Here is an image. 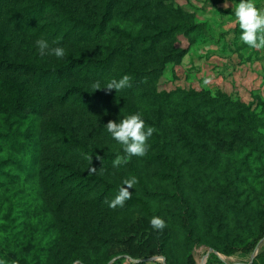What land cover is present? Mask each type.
I'll list each match as a JSON object with an SVG mask.
<instances>
[{
    "label": "trees",
    "instance_id": "obj_1",
    "mask_svg": "<svg viewBox=\"0 0 264 264\" xmlns=\"http://www.w3.org/2000/svg\"><path fill=\"white\" fill-rule=\"evenodd\" d=\"M57 6L47 0H0V153L3 148L19 153L28 145L38 148L39 120L57 105L78 99L88 107L102 104L110 109L117 102L118 109L110 114L127 117L139 113L146 127L156 129L146 142V154L126 158L122 147L100 152L86 147L85 139L83 153L103 162L104 169L115 168L127 179L136 178L137 189L129 190L131 198L119 209L137 210L148 220L158 216L170 228L173 224L176 230L163 234L165 242L183 246L180 257L175 255V264H188L196 243L218 249V241L227 240L225 227L230 230L233 224L244 230L251 228L247 234L254 240L264 237V209L259 198L255 203H240L239 193L244 185L264 199V116L255 104L212 97L194 89L159 92L156 86L165 65L180 63L185 54H169V41L174 37L175 42L181 35L194 39L195 28L178 25L180 17H165L151 0H102L97 13L86 17L63 6L48 18ZM16 11L23 15L9 18L8 14ZM115 20L145 32L134 34L120 28ZM106 36L112 38L114 47L102 48L98 43L108 40ZM40 39L52 47H63L65 57L41 56L36 47ZM117 61L120 71L111 76ZM124 75L130 77L131 87L122 94L109 95L93 87ZM53 124L45 123L44 128L48 127L51 138L67 142L62 147L64 154L80 151L82 145L66 141L68 129L57 121ZM98 130L112 139L106 126ZM223 131H234L241 137L240 144L228 152L218 143ZM213 135L217 143L211 141ZM118 156L126 162L114 167ZM141 165L155 169L149 180L144 179ZM2 170L0 164V174L4 175ZM38 175L51 194L68 202L83 201L87 209L111 201L122 187L119 182L88 175L61 161L42 165ZM59 228L72 262L103 264L91 261L87 254L89 227L85 223L63 218Z\"/></svg>",
    "mask_w": 264,
    "mask_h": 264
},
{
    "label": "rangeland",
    "instance_id": "obj_2",
    "mask_svg": "<svg viewBox=\"0 0 264 264\" xmlns=\"http://www.w3.org/2000/svg\"><path fill=\"white\" fill-rule=\"evenodd\" d=\"M47 1H54L58 5L53 12L48 13V18L63 6L71 9L76 16H93L102 3V0ZM151 1L165 17H180L178 25L195 28L194 39L181 35L175 42L174 37L169 41V54H185L180 63L169 62L165 68L163 66L162 74L156 79L159 92L178 89L209 92L212 97L220 95L246 105L255 104L256 111L264 116V49H252L240 41L241 29L234 23L231 0L227 9L224 7L225 0ZM256 6L264 8V0H256ZM21 15L19 11L8 14L12 19ZM115 24L134 34L144 31L120 20H115ZM105 39L108 40L98 41L102 48L114 47L110 36ZM91 48H94L93 45ZM120 68L121 63L115 62L110 70L111 76L118 73ZM107 83H99L100 89L109 95L122 94V90H104ZM55 108L39 120L38 148L28 145L24 153L3 148L0 153V164L5 172L4 175L0 174V260L5 264H85L82 260L72 262L69 254L65 253L68 246L59 228L64 218L76 224L85 223L89 227L85 242L89 247L87 254L93 262L175 264V255L180 257L183 246L179 242L175 246L165 242L163 234L171 232V229L176 230L173 224L170 223L171 228L166 225L162 231L153 230L150 220L137 210H120V206L113 209L108 203L87 209L83 201L68 202L66 198L53 195L45 189L38 170L42 165L56 161L66 162L88 175L107 177L122 186L127 179L115 168L104 169L103 162L93 158L89 152L87 155L83 153L85 142L89 145L86 147H94L100 152L118 151L122 147L98 130V127L106 126L109 122L126 118L122 113L110 114L118 109L117 102L110 109H104L102 104L88 107L75 99ZM56 121L62 128L68 129L65 131L69 133H66L69 145H82L80 151H70L65 155L62 147L68 145L67 142L49 136L48 127L44 128V124L53 127ZM223 132L218 143L226 152L240 144L241 137L234 131ZM210 138L217 143L216 136ZM92 167L97 170L95 173L89 172ZM154 170L141 165L140 171L144 179L149 180ZM136 185L133 186L135 190ZM239 193L240 203H255L259 198L264 209V199L261 200L260 195L256 197L244 185ZM249 231L252 229L244 230L235 224L230 230L225 227L227 240H219L218 249L196 243L188 264H264V237L254 240L247 234ZM163 245L165 250L162 253Z\"/></svg>",
    "mask_w": 264,
    "mask_h": 264
},
{
    "label": "clouds",
    "instance_id": "obj_3",
    "mask_svg": "<svg viewBox=\"0 0 264 264\" xmlns=\"http://www.w3.org/2000/svg\"><path fill=\"white\" fill-rule=\"evenodd\" d=\"M234 12V23L239 25L241 33L239 36L240 41L252 49H264V8L256 6V0H231ZM224 7H229V0H225ZM36 47L41 56H54L57 59L65 57V49L63 47H52L45 39L36 41ZM94 88L100 89L101 85L96 83ZM130 77L124 75L119 80L113 79L109 81L104 87V90L119 92L126 88H130ZM107 132L111 135L112 139L118 142L125 153L126 158L143 157L147 152V141L153 136L156 131L155 128L145 125V121L141 114L136 113L129 115L126 118L119 120V122H109L106 125ZM122 162L121 157H117L113 166L118 167ZM95 168H90V173H95ZM137 183L136 178L132 177L123 181V186L120 187L118 194L111 201H106L110 208L117 206L123 207L125 202L129 200L132 193L129 191ZM153 230L162 231L166 228L164 219L154 216L150 220ZM0 264H5L0 260ZM79 264V262H77Z\"/></svg>",
    "mask_w": 264,
    "mask_h": 264
}]
</instances>
